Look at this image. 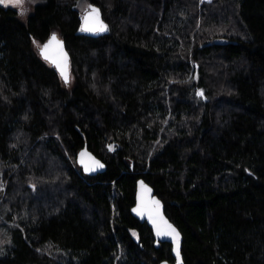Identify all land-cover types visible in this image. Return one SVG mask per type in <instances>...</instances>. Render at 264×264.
<instances>
[{
  "label": "trees",
  "instance_id": "16d2710c",
  "mask_svg": "<svg viewBox=\"0 0 264 264\" xmlns=\"http://www.w3.org/2000/svg\"><path fill=\"white\" fill-rule=\"evenodd\" d=\"M83 1L0 4V264L173 261L131 213L140 178L184 264H264V0H87L99 35ZM55 31L69 84L39 53Z\"/></svg>",
  "mask_w": 264,
  "mask_h": 264
},
{
  "label": "water",
  "instance_id": "95a60500",
  "mask_svg": "<svg viewBox=\"0 0 264 264\" xmlns=\"http://www.w3.org/2000/svg\"><path fill=\"white\" fill-rule=\"evenodd\" d=\"M93 9H98V14L93 13ZM81 20V31L82 28H94L99 22H102L107 26L101 9L96 5H89L87 8H85ZM83 32L87 34L99 35L104 31L83 30ZM53 34L56 35L57 41H52L49 43ZM58 41L62 42V44L58 43ZM45 44H48V49L46 50L45 54L47 58H45V55L41 54V48ZM38 49L42 59L47 61L51 66L55 67L64 83L69 84L72 79V61L71 54L62 35L58 31L51 33L48 39H46L41 44H38ZM62 69L68 75L67 82H65V79L61 74ZM201 92L203 93L202 96L199 94ZM197 94L198 96H201L207 100L205 90L203 88H199ZM76 159L78 165L82 167L84 173L88 175H97L105 172L107 169V164L92 150H90L87 145L78 151ZM100 165H103V167H100ZM131 213L140 222H146L152 229L155 238V245L157 248L160 247L161 243L171 244L172 256L174 260L170 261L166 259L161 261L159 264H178L176 256V243L173 239L174 233H172V229H175V232L179 233L180 264H184V258L182 254L183 234L179 227H177V225L167 216L164 202L156 194L154 187L143 178H140L137 181L136 201L131 209Z\"/></svg>",
  "mask_w": 264,
  "mask_h": 264
},
{
  "label": "snow or ice",
  "instance_id": "6c2138e0",
  "mask_svg": "<svg viewBox=\"0 0 264 264\" xmlns=\"http://www.w3.org/2000/svg\"><path fill=\"white\" fill-rule=\"evenodd\" d=\"M21 2H22V0H0V4H9V3H12V4L16 5V4H20ZM92 11H93V13H97V14L99 12L98 9H93ZM83 30L106 31L107 30V26L104 25L102 22H99L94 28H91V29L82 28V31ZM52 41H57V37H56L55 34H53V36L51 37V40L49 41V43H51ZM58 43H61L62 44V42H60V41H58ZM47 49H48V44L43 45L42 48H41V54L42 55H45ZM45 58H47L46 55H45ZM61 74L64 77L65 82H67L68 81V75L66 74V72L63 69L61 70ZM199 94L201 96L203 95L202 92L199 93ZM100 167H103V165H100ZM172 233H174L173 239H174V241L176 243V256H177V261H178V264H180L179 233H176L175 232V229H172Z\"/></svg>",
  "mask_w": 264,
  "mask_h": 264
},
{
  "label": "rangeland",
  "instance_id": "374dc122",
  "mask_svg": "<svg viewBox=\"0 0 264 264\" xmlns=\"http://www.w3.org/2000/svg\"><path fill=\"white\" fill-rule=\"evenodd\" d=\"M46 0H22V2L20 4H4V5H8V6H13L15 8H18L20 10V15L23 19H25L34 9V6L37 3L40 2H45ZM205 1H210V0H205ZM88 2L87 0H84L83 2L80 3L81 6V10L84 11L86 7H88ZM6 209H3L1 211V214L3 215L5 213ZM8 221L5 218H1L0 217V247H1V243L3 241H6L7 238V229L6 226H1V223H7ZM2 234V235H1Z\"/></svg>",
  "mask_w": 264,
  "mask_h": 264
}]
</instances>
